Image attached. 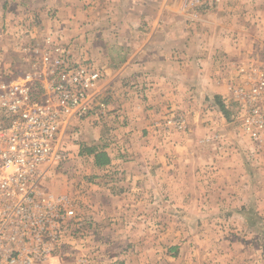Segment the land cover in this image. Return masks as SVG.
<instances>
[{
  "label": "rangeland",
  "instance_id": "1",
  "mask_svg": "<svg viewBox=\"0 0 264 264\" xmlns=\"http://www.w3.org/2000/svg\"><path fill=\"white\" fill-rule=\"evenodd\" d=\"M175 1L173 7L181 19L168 21L187 29L173 31L171 27L165 38L173 40L175 34L193 39V24L201 17L198 8L205 2L196 6L193 0ZM166 7L171 8L168 0ZM24 12L21 8L19 13ZM6 22L9 41H1L0 62L20 75L32 70L24 60L23 47L40 44L50 33L62 35L59 41L72 44L78 56L96 63L80 53L77 40L65 32L52 28L40 40L33 34L35 15L19 14ZM248 49H241V55L248 54L243 57L219 56L217 70L227 81L230 95L213 93L207 101L200 96L196 110L193 95L183 94L180 103L168 100L161 107L154 101L159 107L155 109L150 99L158 96L150 95L151 86L144 80L128 82L126 86L133 91L117 98L120 119L109 122L111 115L104 118L108 132L102 143L106 146L113 137L114 142L127 139L129 106L138 111L150 107L152 128L146 136L141 132L134 136L132 152L126 153L125 144H118V154L124 159L110 171L97 174L94 156L85 154L83 160H73L68 171H60L50 182L52 191L71 193L79 213L91 220L81 235L66 240L51 264H264V142L252 141L244 127L250 100L234 96L230 88L234 82L245 83L238 68L251 60L264 64L263 58H256ZM166 56L170 68L184 66V57L178 52L167 50ZM186 65L193 67V54ZM108 96L99 98L107 101ZM176 147L181 162L191 169L180 176L179 191L173 190L175 178L164 175L165 168L173 169L170 155ZM162 184H173L172 189L166 190ZM172 247L175 250H170Z\"/></svg>",
  "mask_w": 264,
  "mask_h": 264
},
{
  "label": "built area",
  "instance_id": "2",
  "mask_svg": "<svg viewBox=\"0 0 264 264\" xmlns=\"http://www.w3.org/2000/svg\"><path fill=\"white\" fill-rule=\"evenodd\" d=\"M61 37L46 34L23 47L31 71L20 75L0 62V264H51L91 222L71 193L49 185L70 162L84 159L74 148L86 124L111 115L97 93L105 72ZM238 70L246 80L231 91L250 100L244 127L252 141L264 142V64L251 60Z\"/></svg>",
  "mask_w": 264,
  "mask_h": 264
},
{
  "label": "crops",
  "instance_id": "3",
  "mask_svg": "<svg viewBox=\"0 0 264 264\" xmlns=\"http://www.w3.org/2000/svg\"><path fill=\"white\" fill-rule=\"evenodd\" d=\"M166 1L0 0V45H3L1 41L8 40L6 20L9 17L16 18L19 14L36 16L37 23L33 34L40 40L41 36L52 28L76 39L80 53L95 60L105 72L97 93L101 98L109 95L106 98L111 109L109 122L120 119L122 110L117 106V98L125 91H133L126 85L128 82L137 83V80H144L149 88L151 86L148 92H151L150 95L155 93L158 97L151 98L150 103L155 105L156 101L161 107L168 100L173 104L180 103L179 96L182 94L193 95V110L201 104L200 96H205L206 101L213 93L223 97L229 96L230 89L221 71L217 70V61L219 56H247V52L241 55L242 48H249L253 56L264 59V0H204L205 5L198 8L200 22L193 24V39L174 34L173 40L166 39L165 32L170 31L171 27L173 31L187 28L169 22L173 17L181 19V13L173 7L175 0H168L171 4L169 9L166 7ZM21 8L26 12L19 13ZM24 21H27L26 18ZM24 21H18V24H24ZM171 49L172 53L175 51L184 57L183 67H169L166 51ZM115 50L118 51L113 54ZM175 54L177 56V53ZM192 54L193 67L185 66ZM181 89L189 90L182 93ZM112 107L118 111H113ZM158 108L155 105V109ZM150 111V107L138 111L137 108L129 106L126 114L130 124L127 128V139L122 141L118 138L117 142H114L113 137L112 142L108 141L106 146L103 143L108 129L103 126L104 119L92 126L86 124L80 143L102 146L110 156L108 164L96 165L97 174L108 172L113 169V164L123 161L124 157L118 154L119 143L125 144L126 153L132 152L134 136L139 132L142 136L149 134L147 129L152 128ZM199 129L200 127L197 130ZM112 131L116 133L118 130ZM74 149H79V145ZM177 150L178 147L175 154L170 155L173 162L170 167L173 169L165 168L164 172L165 176L175 178V181H172L174 191L180 190V176L191 171L187 164L181 162L182 157ZM128 156L130 157V154ZM94 158H91V162H94ZM172 185L164 184L163 187L169 190ZM113 219L111 218L112 221ZM170 250H175V247Z\"/></svg>",
  "mask_w": 264,
  "mask_h": 264
},
{
  "label": "trees",
  "instance_id": "4",
  "mask_svg": "<svg viewBox=\"0 0 264 264\" xmlns=\"http://www.w3.org/2000/svg\"><path fill=\"white\" fill-rule=\"evenodd\" d=\"M79 152L83 155L90 154L95 157V164L98 166H104L110 162V156L107 151L103 149V147H99V145H88L86 143H78Z\"/></svg>",
  "mask_w": 264,
  "mask_h": 264
}]
</instances>
